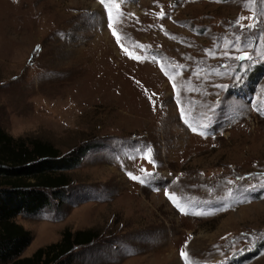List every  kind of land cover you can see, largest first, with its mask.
Returning <instances> with one entry per match:
<instances>
[{"label": "rangeland", "instance_id": "374dc122", "mask_svg": "<svg viewBox=\"0 0 264 264\" xmlns=\"http://www.w3.org/2000/svg\"><path fill=\"white\" fill-rule=\"evenodd\" d=\"M0 127L93 147L22 258L91 229L74 264H264V0H0Z\"/></svg>", "mask_w": 264, "mask_h": 264}, {"label": "trees", "instance_id": "16d2710c", "mask_svg": "<svg viewBox=\"0 0 264 264\" xmlns=\"http://www.w3.org/2000/svg\"><path fill=\"white\" fill-rule=\"evenodd\" d=\"M92 148L80 147L63 156L49 142L13 138L0 127V264H74L75 250L97 239V231L91 229H65L58 242L22 258L32 235L14 221L18 216H34L49 207L52 199L57 200L61 190L71 184L67 173L77 168ZM263 248L259 245L247 259L245 255V261Z\"/></svg>", "mask_w": 264, "mask_h": 264}, {"label": "snow or ice", "instance_id": "6c2138e0", "mask_svg": "<svg viewBox=\"0 0 264 264\" xmlns=\"http://www.w3.org/2000/svg\"><path fill=\"white\" fill-rule=\"evenodd\" d=\"M99 2L103 5V4L105 3V0H99ZM162 17H163V14H161V18H162ZM107 26H108V28H109L110 30H112L113 25H112V22H111V15H110V13H109V17H108V23H107ZM249 27H251V25H250ZM112 35L117 39V43L120 44V37L117 35V33H116L114 30L112 31ZM121 47L123 48V45H121ZM236 49H237V51H241V53H242V54L237 55V56L234 57V59H235L236 61H238V62H240V61H245V60H249V61H251V57L247 54V52H246L245 50L240 49V48H239V45L236 46ZM38 50H39V48H37V51H38ZM225 55H227V53H225ZM130 58H136V59H139L138 57H130ZM230 58H231V57H230ZM155 59H156V58L153 57V60H155ZM169 79H171V77H169ZM236 79L239 80V79H241V77L238 76V77H236ZM173 88L175 89V85H173ZM178 103H179V101H178ZM183 115H184V113H183V111H181V116L183 117ZM192 130H193V131H196L195 128H193ZM150 162H152V163L154 164V161H151V160H150ZM141 171H143V170L141 169ZM150 175H151V174H149V173H145V177L150 176ZM130 176H131V179H133L134 181H135V180H139L141 183H145V182H146V179H142L141 177H138V176H135V175H131V174H130ZM229 183H231V182H229ZM165 195L167 196L168 193L165 192ZM187 255H188V254H187L184 250H181V252H180V256H181L182 258H186Z\"/></svg>", "mask_w": 264, "mask_h": 264}]
</instances>
